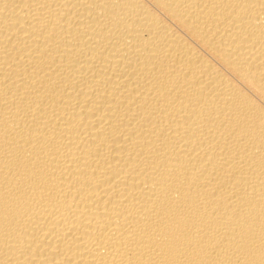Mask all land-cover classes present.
I'll list each match as a JSON object with an SVG mask.
<instances>
[{
    "label": "bare ground",
    "instance_id": "obj_1",
    "mask_svg": "<svg viewBox=\"0 0 264 264\" xmlns=\"http://www.w3.org/2000/svg\"><path fill=\"white\" fill-rule=\"evenodd\" d=\"M0 264H264V0H0Z\"/></svg>",
    "mask_w": 264,
    "mask_h": 264
}]
</instances>
